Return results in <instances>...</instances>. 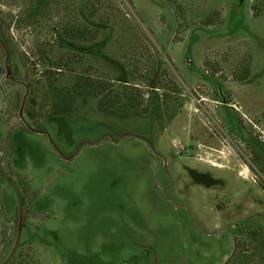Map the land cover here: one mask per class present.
I'll use <instances>...</instances> for the list:
<instances>
[{
  "label": "rangeland",
  "instance_id": "374dc122",
  "mask_svg": "<svg viewBox=\"0 0 264 264\" xmlns=\"http://www.w3.org/2000/svg\"><path fill=\"white\" fill-rule=\"evenodd\" d=\"M250 260L264 0H0V264Z\"/></svg>",
  "mask_w": 264,
  "mask_h": 264
},
{
  "label": "trees",
  "instance_id": "16d2710c",
  "mask_svg": "<svg viewBox=\"0 0 264 264\" xmlns=\"http://www.w3.org/2000/svg\"><path fill=\"white\" fill-rule=\"evenodd\" d=\"M76 82L74 84V88L76 93H86V94H93L95 90H100L105 92L107 90L112 91L111 89L112 83L109 80L103 78H94L90 75H78L76 78ZM117 95V93L115 94ZM253 255V254H251ZM263 260H260L262 262ZM264 262V261H263ZM252 261L250 260L248 264H251ZM256 264V263H255Z\"/></svg>",
  "mask_w": 264,
  "mask_h": 264
}]
</instances>
